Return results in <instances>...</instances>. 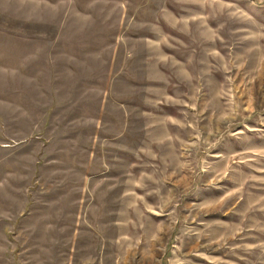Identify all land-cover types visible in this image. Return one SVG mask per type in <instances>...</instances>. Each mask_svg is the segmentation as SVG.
Here are the masks:
<instances>
[{"label":"rangeland","instance_id":"obj_1","mask_svg":"<svg viewBox=\"0 0 264 264\" xmlns=\"http://www.w3.org/2000/svg\"><path fill=\"white\" fill-rule=\"evenodd\" d=\"M0 264H264V0H0Z\"/></svg>","mask_w":264,"mask_h":264},{"label":"bare ground","instance_id":"obj_2","mask_svg":"<svg viewBox=\"0 0 264 264\" xmlns=\"http://www.w3.org/2000/svg\"><path fill=\"white\" fill-rule=\"evenodd\" d=\"M253 184V183H252Z\"/></svg>","mask_w":264,"mask_h":264}]
</instances>
